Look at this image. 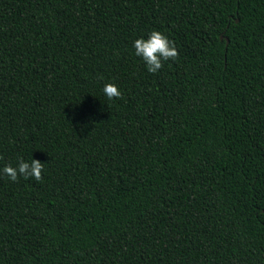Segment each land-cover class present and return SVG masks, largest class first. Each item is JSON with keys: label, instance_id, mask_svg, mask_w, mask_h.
<instances>
[{"label": "trees", "instance_id": "trees-1", "mask_svg": "<svg viewBox=\"0 0 264 264\" xmlns=\"http://www.w3.org/2000/svg\"><path fill=\"white\" fill-rule=\"evenodd\" d=\"M0 157V264H264V0H0Z\"/></svg>", "mask_w": 264, "mask_h": 264}, {"label": "clouds", "instance_id": "clouds-1", "mask_svg": "<svg viewBox=\"0 0 264 264\" xmlns=\"http://www.w3.org/2000/svg\"><path fill=\"white\" fill-rule=\"evenodd\" d=\"M135 54L142 58L145 62L147 70L150 73H156L163 67V61L169 59H176L178 51L173 41L166 35L157 30H152L148 38H137L133 42ZM103 79V77H101ZM103 93L109 99L121 98L122 94L119 88L114 83H105L103 86ZM3 159V157H0ZM44 164L38 159H31L25 161L22 157L17 158L16 166L6 164L0 173L6 175L13 182L17 181L19 177L25 179L34 178L36 181L42 180V170Z\"/></svg>", "mask_w": 264, "mask_h": 264}, {"label": "water", "instance_id": "water-1", "mask_svg": "<svg viewBox=\"0 0 264 264\" xmlns=\"http://www.w3.org/2000/svg\"><path fill=\"white\" fill-rule=\"evenodd\" d=\"M237 21V19H236ZM220 38L222 39L223 38V33L220 34ZM225 40H226V44L228 43L229 39L227 37H225Z\"/></svg>", "mask_w": 264, "mask_h": 264}]
</instances>
